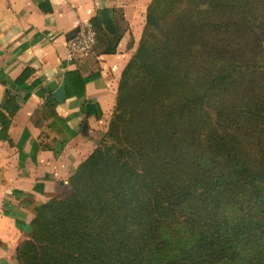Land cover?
<instances>
[{"label":"trees","instance_id":"16d2710c","mask_svg":"<svg viewBox=\"0 0 264 264\" xmlns=\"http://www.w3.org/2000/svg\"><path fill=\"white\" fill-rule=\"evenodd\" d=\"M210 1L203 17L149 2L105 132L37 209L20 264H264V25ZM108 12L101 53L119 40Z\"/></svg>","mask_w":264,"mask_h":264},{"label":"crops","instance_id":"0c3cea01","mask_svg":"<svg viewBox=\"0 0 264 264\" xmlns=\"http://www.w3.org/2000/svg\"><path fill=\"white\" fill-rule=\"evenodd\" d=\"M150 1L0 0V264H17L37 209L70 192L69 177L105 131L117 93L108 68L139 35ZM99 10L117 28L113 53L97 50V32L109 37L96 24ZM86 21L96 52L69 62L66 40ZM120 22L126 27L118 35Z\"/></svg>","mask_w":264,"mask_h":264},{"label":"rangeland","instance_id":"374dc122","mask_svg":"<svg viewBox=\"0 0 264 264\" xmlns=\"http://www.w3.org/2000/svg\"><path fill=\"white\" fill-rule=\"evenodd\" d=\"M238 1L240 2V6L234 12L235 18L242 20V21H247L250 23L257 21L258 23L260 24L262 23V25H264V0H238ZM209 2L211 3L210 0H194V2L190 4V6H191V9L193 10L199 9L200 15L201 17H203L210 10L208 7ZM144 22H145V16H144L143 23L140 26L141 29H140L139 35L138 36L136 35V38L131 36L127 40L125 46L119 53L120 54L119 58L116 57L117 60L115 59L116 66H110L108 68L109 75L116 80L117 85H118V81L120 79V75H121V72L124 66L128 63L131 57L135 54L138 48ZM125 27H126L125 24L123 22H120V24L118 25V35L123 30H125ZM97 34H98L97 50H102L106 46L108 38L105 35H101L99 32H97ZM261 34L262 33H260V35ZM113 42L114 40H111V44H113ZM241 50L246 51V58L250 57V51L248 50V48H243ZM112 112L109 115V117L105 120L104 130L106 129L108 121L112 116ZM103 134H101V136L96 139L94 147L98 144ZM16 263L20 264L17 260H16Z\"/></svg>","mask_w":264,"mask_h":264},{"label":"built area","instance_id":"2783aa9c","mask_svg":"<svg viewBox=\"0 0 264 264\" xmlns=\"http://www.w3.org/2000/svg\"><path fill=\"white\" fill-rule=\"evenodd\" d=\"M96 31L90 21L80 23L66 40V60L69 62L86 58L93 54Z\"/></svg>","mask_w":264,"mask_h":264},{"label":"water","instance_id":"95a60500","mask_svg":"<svg viewBox=\"0 0 264 264\" xmlns=\"http://www.w3.org/2000/svg\"><path fill=\"white\" fill-rule=\"evenodd\" d=\"M55 95H56V98L62 97V88L61 87L55 92Z\"/></svg>","mask_w":264,"mask_h":264}]
</instances>
